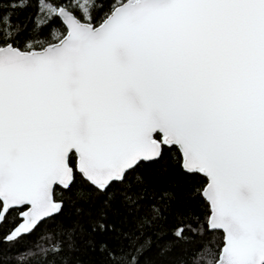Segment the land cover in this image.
<instances>
[{"label":"snow or ice","instance_id":"snow-or-ice-1","mask_svg":"<svg viewBox=\"0 0 264 264\" xmlns=\"http://www.w3.org/2000/svg\"><path fill=\"white\" fill-rule=\"evenodd\" d=\"M0 264H264V0H0Z\"/></svg>","mask_w":264,"mask_h":264},{"label":"trees","instance_id":"trees-1","mask_svg":"<svg viewBox=\"0 0 264 264\" xmlns=\"http://www.w3.org/2000/svg\"><path fill=\"white\" fill-rule=\"evenodd\" d=\"M19 18H20V20H22V21H23V20L25 19V16H24V14H20V17H19Z\"/></svg>","mask_w":264,"mask_h":264}]
</instances>
